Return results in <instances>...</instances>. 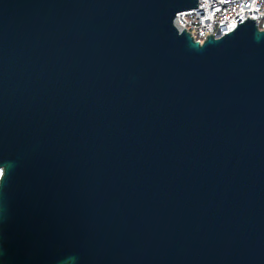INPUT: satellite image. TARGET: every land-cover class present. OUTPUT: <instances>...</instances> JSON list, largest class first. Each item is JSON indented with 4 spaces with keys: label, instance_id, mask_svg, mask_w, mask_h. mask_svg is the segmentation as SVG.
<instances>
[{
    "label": "water",
    "instance_id": "1",
    "mask_svg": "<svg viewBox=\"0 0 264 264\" xmlns=\"http://www.w3.org/2000/svg\"><path fill=\"white\" fill-rule=\"evenodd\" d=\"M198 5L0 0V264H264V30Z\"/></svg>",
    "mask_w": 264,
    "mask_h": 264
},
{
    "label": "built area",
    "instance_id": "2",
    "mask_svg": "<svg viewBox=\"0 0 264 264\" xmlns=\"http://www.w3.org/2000/svg\"><path fill=\"white\" fill-rule=\"evenodd\" d=\"M248 17L264 30V0H199L198 8L178 14L177 23L202 44L209 35L222 36Z\"/></svg>",
    "mask_w": 264,
    "mask_h": 264
},
{
    "label": "trees",
    "instance_id": "3",
    "mask_svg": "<svg viewBox=\"0 0 264 264\" xmlns=\"http://www.w3.org/2000/svg\"><path fill=\"white\" fill-rule=\"evenodd\" d=\"M3 171L0 169V179L2 177Z\"/></svg>",
    "mask_w": 264,
    "mask_h": 264
}]
</instances>
